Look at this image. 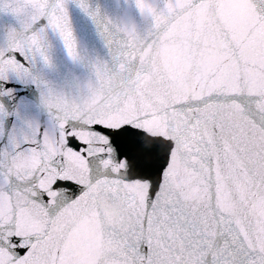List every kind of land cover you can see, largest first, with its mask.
<instances>
[{
	"label": "snow or ice",
	"instance_id": "obj_1",
	"mask_svg": "<svg viewBox=\"0 0 264 264\" xmlns=\"http://www.w3.org/2000/svg\"><path fill=\"white\" fill-rule=\"evenodd\" d=\"M134 3L82 88L65 0H0V264H264V0Z\"/></svg>",
	"mask_w": 264,
	"mask_h": 264
},
{
	"label": "water",
	"instance_id": "obj_2",
	"mask_svg": "<svg viewBox=\"0 0 264 264\" xmlns=\"http://www.w3.org/2000/svg\"><path fill=\"white\" fill-rule=\"evenodd\" d=\"M65 2L81 61L74 63L66 55L63 42L54 33L46 34L45 43L48 50L54 53L55 74L77 73L75 83L87 88L89 87L87 78L92 73V66L110 61L107 37L103 32L107 22L111 21L109 27L114 29L130 22L142 27V21L135 10L134 0H65ZM81 3L86 4L92 11H98V18L93 20L85 13L80 7ZM105 211L111 217L112 212L106 206ZM81 232L90 245L97 242V237L86 225H81Z\"/></svg>",
	"mask_w": 264,
	"mask_h": 264
}]
</instances>
